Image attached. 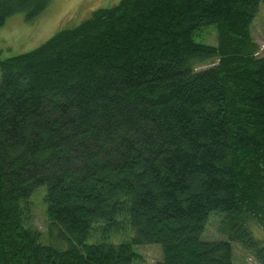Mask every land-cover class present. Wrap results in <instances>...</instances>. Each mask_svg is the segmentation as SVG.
<instances>
[{
  "label": "trees",
  "instance_id": "1",
  "mask_svg": "<svg viewBox=\"0 0 264 264\" xmlns=\"http://www.w3.org/2000/svg\"><path fill=\"white\" fill-rule=\"evenodd\" d=\"M260 0H118L0 57V264H264V56ZM50 0H0V26ZM212 25L216 43L194 39ZM206 62L211 65L199 68ZM45 184L48 230L23 225ZM211 211L225 239H202ZM126 226L119 243H87Z\"/></svg>",
  "mask_w": 264,
  "mask_h": 264
},
{
  "label": "rangeland",
  "instance_id": "2",
  "mask_svg": "<svg viewBox=\"0 0 264 264\" xmlns=\"http://www.w3.org/2000/svg\"><path fill=\"white\" fill-rule=\"evenodd\" d=\"M118 0H50L48 6L33 20L28 21L25 15L15 13L9 16L5 23L0 26V57H10L18 53L30 50L50 37L59 28L73 26L87 17L91 12L100 6H107L116 3ZM250 32L253 40L258 45L256 55L264 56V0L258 3V11L250 25ZM198 42L207 44L216 43V31L212 25L203 27L199 34L194 36ZM206 62L199 66L204 68L211 65ZM45 184L36 187L28 197L24 207L23 225L37 229L41 234V242L50 244L56 248H66L67 242L61 240L59 234L53 229L48 230V220L46 216V204L44 194ZM223 218L220 211H211L203 232L202 239L216 240L225 239L226 236L219 230V224ZM252 233L255 237L264 242V228L252 225ZM132 231L126 226L119 232L109 233L106 237H101L98 231L93 232L86 240L87 243H119L130 240ZM233 244V257L235 264H250L253 262L252 256L245 251L238 243ZM135 250L140 255L131 264H155L162 257V252L157 244H144L135 246Z\"/></svg>",
  "mask_w": 264,
  "mask_h": 264
}]
</instances>
